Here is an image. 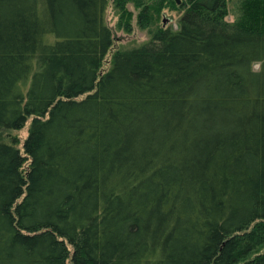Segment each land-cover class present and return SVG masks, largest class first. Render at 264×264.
<instances>
[{
	"label": "trees",
	"instance_id": "16d2710c",
	"mask_svg": "<svg viewBox=\"0 0 264 264\" xmlns=\"http://www.w3.org/2000/svg\"><path fill=\"white\" fill-rule=\"evenodd\" d=\"M108 4L0 0V264H264V0Z\"/></svg>",
	"mask_w": 264,
	"mask_h": 264
},
{
	"label": "rangeland",
	"instance_id": "374dc122",
	"mask_svg": "<svg viewBox=\"0 0 264 264\" xmlns=\"http://www.w3.org/2000/svg\"><path fill=\"white\" fill-rule=\"evenodd\" d=\"M143 1L146 4L147 3L150 4V8L152 12L151 13L152 15V29L151 30H155L160 27L162 28L168 27L174 31L178 29L179 21L184 12V10L179 9V7L181 6V2L183 0H175L176 9L171 8L168 5L169 3L164 4V7L161 8L160 4H163L160 2L161 0H143ZM108 2L109 4H108L105 18H106L108 27L112 31L113 47L111 51L109 52L108 56L106 57L103 69H107L112 53L115 50L128 49V48L139 46L145 43L149 38L148 32L141 31L136 27V17H137L138 11L134 9L133 5H130V4L126 5V10H129L132 12L133 19L130 21L132 25V32L125 33L119 30V27H118L119 22H120L119 12H117L116 8H114L112 4V0H108ZM228 12H229V16L226 17V21H228L229 23H232L235 20V18L238 16V4L234 2L230 3L228 5ZM254 69L257 70L258 65L254 66ZM27 127L28 125L26 126L24 130L18 133H15V135L19 138L21 143L26 138Z\"/></svg>",
	"mask_w": 264,
	"mask_h": 264
}]
</instances>
